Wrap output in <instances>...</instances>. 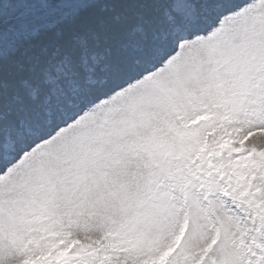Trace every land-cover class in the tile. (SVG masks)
<instances>
[{
    "label": "snow or ice",
    "instance_id": "snow-or-ice-1",
    "mask_svg": "<svg viewBox=\"0 0 264 264\" xmlns=\"http://www.w3.org/2000/svg\"><path fill=\"white\" fill-rule=\"evenodd\" d=\"M0 264H264V0H0Z\"/></svg>",
    "mask_w": 264,
    "mask_h": 264
}]
</instances>
